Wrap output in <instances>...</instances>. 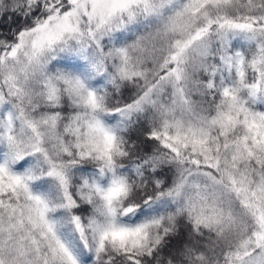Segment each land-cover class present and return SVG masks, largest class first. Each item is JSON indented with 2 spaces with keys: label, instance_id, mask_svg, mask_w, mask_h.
I'll use <instances>...</instances> for the list:
<instances>
[{
  "label": "snow or ice",
  "instance_id": "obj_1",
  "mask_svg": "<svg viewBox=\"0 0 264 264\" xmlns=\"http://www.w3.org/2000/svg\"><path fill=\"white\" fill-rule=\"evenodd\" d=\"M0 264H264V0H0Z\"/></svg>",
  "mask_w": 264,
  "mask_h": 264
}]
</instances>
